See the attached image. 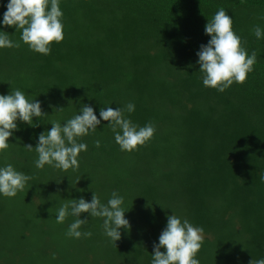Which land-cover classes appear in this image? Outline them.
<instances>
[{"label": "trees", "instance_id": "trees-1", "mask_svg": "<svg viewBox=\"0 0 264 264\" xmlns=\"http://www.w3.org/2000/svg\"><path fill=\"white\" fill-rule=\"evenodd\" d=\"M7 3L0 0V21ZM59 7L64 38L48 55L0 24L20 45L0 48V95L19 89L46 113L33 117L36 126L17 121L0 151V167L31 177L16 196L0 194V264H151L172 214L203 228L200 264L264 258V37L253 32L264 31V0H60ZM220 8L257 57L246 82L224 92L203 85L196 63L210 39L207 20ZM128 103L135 110L125 118L155 126L144 146L121 151L101 121L77 140L87 145L78 169L36 168L38 136L52 122L63 126L83 105L99 119L101 108ZM92 192L105 205L113 192L123 197L130 227L115 243L103 218L82 213L79 231L91 236L79 239L67 235L77 217L56 221L61 206L90 202Z\"/></svg>", "mask_w": 264, "mask_h": 264}, {"label": "clouds", "instance_id": "clouds-1", "mask_svg": "<svg viewBox=\"0 0 264 264\" xmlns=\"http://www.w3.org/2000/svg\"><path fill=\"white\" fill-rule=\"evenodd\" d=\"M59 2L60 0H8L0 24L20 31V39L31 51L48 55L51 44L60 43L64 38L63 12ZM232 24V18L225 9L220 8L211 20H207L204 33L210 39L196 53L203 85L219 92H224L233 83H245L257 59L255 51L249 55L242 47L241 38L233 31ZM253 32L257 39L264 37V31L259 26ZM19 46V43L9 39L7 32L0 31V48ZM60 109L62 108L57 110ZM134 110L133 103H128L124 109L101 108L98 119L92 107L83 105L80 114L68 119L63 126L59 122H52L51 129L38 136V143L34 148L38 154L36 168L43 169L45 165H49L62 171L78 169V156L87 150V145L78 143L77 140L95 132L101 121L107 122L121 151L138 150L139 146H144L151 140L156 129L151 123L140 127L125 118V111L132 113ZM43 115L46 113L40 102H30L19 89L0 95V151L9 147L8 140L17 130V121L36 126L33 124V117ZM95 146L100 147L99 140L95 141ZM24 147L29 151L33 150L30 144ZM30 179V176L16 171L11 164L0 167V194L8 198L14 197ZM261 181L264 182V174L261 175ZM122 203L123 197L116 192L112 193L106 205L92 192L90 202L81 197L61 206L56 221L63 223L69 215L77 217L69 226L67 235L79 239L81 235L91 236L90 232L79 231L87 223V219L79 218L82 213L103 218L104 233L115 243L121 238L120 229L130 227L124 215L125 210L121 207ZM203 239V228L194 227L188 220L182 221L174 214L169 215L166 227L158 237V243L153 244L151 264H200L195 257ZM249 264H264V258L251 259Z\"/></svg>", "mask_w": 264, "mask_h": 264}]
</instances>
